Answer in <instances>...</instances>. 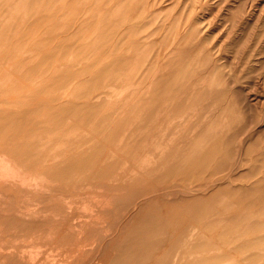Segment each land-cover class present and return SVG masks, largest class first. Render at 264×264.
<instances>
[{"label":"rangeland","instance_id":"rangeland-1","mask_svg":"<svg viewBox=\"0 0 264 264\" xmlns=\"http://www.w3.org/2000/svg\"><path fill=\"white\" fill-rule=\"evenodd\" d=\"M0 156V264H264V0H0Z\"/></svg>","mask_w":264,"mask_h":264},{"label":"bare ground","instance_id":"bare-ground-1","mask_svg":"<svg viewBox=\"0 0 264 264\" xmlns=\"http://www.w3.org/2000/svg\"><path fill=\"white\" fill-rule=\"evenodd\" d=\"M34 139H35V138H34ZM16 143H17V142H16ZM33 144H34V143L32 142V145H33ZM28 150H29V149H28ZM33 153H34V152H33ZM39 153H40V152H39ZM40 154H41V153H40ZM9 155H10V154H9ZM29 155H30V154H29ZM0 157H1V156H0ZM1 158H2V157H1ZM4 158H5V157H3V159H4ZM5 160H7V159H5ZM8 160H9V159H8ZM3 162H4V160H3ZM9 162H10V161H8V163H9ZM11 162H12V161H11ZM6 163H7V161H6ZM10 164H11V163H10ZM2 165H3V164H2ZM6 165H8V164H6ZM4 166H5V163H4ZM9 166H10V165H9ZM7 167H8V166H7ZM4 168H5V167H2L1 169L4 170ZM10 168H11V167H10ZM13 168H14V167H13ZM20 168H21V167H20ZM20 168H19V169H20ZM1 169H0V171H1ZM6 169H7V168H6ZM6 169H5V171H6ZM19 169H18V170H19ZM11 170H12V169H11ZM11 170H10V171H11ZM20 170H21V169H20ZM7 171H9V170H7ZM7 171H6V172H7ZM15 171H16V170H15ZM6 172H4V173H6ZM11 173L13 174L12 171H11ZM11 173L9 172V174H11ZM1 174H2L1 176H3V173H1ZM14 174H15V172H14ZM4 175H5V174H4ZM6 176H7V175H6ZM8 176H10V175H8ZM19 176H20V174H19ZM4 177H5V176H4ZM13 177H14V176H13ZM7 178H8V177H6V179H7ZM9 178H11V176H10ZM18 178H19V177H18ZM42 178H43V177H42ZM1 179H2V178H1ZM4 179H5V178H4ZM34 180H35V179H34ZM43 180H44V179H43ZM46 182H47V181H46ZM25 183H26V182H25ZM25 183H24V184H25ZM28 184H29V183H28ZM27 207H28V206H27ZM29 209H30V208H29ZM82 234H83V233H82ZM37 240H38V239H37ZM2 243H3V242H2ZM2 243H1V244H2ZM23 250H26V249H23ZM27 250H28V249H27ZM29 250H30V249H29ZM32 250H33V249H32ZM32 250H31V251H32ZM31 251H30V254H32V256H33V258H34L35 255H34L33 253H31ZM36 252H37V251H35V253H36ZM27 253H28V252H27ZM2 261H3V260H2ZM2 261H1V262H2Z\"/></svg>","mask_w":264,"mask_h":264}]
</instances>
